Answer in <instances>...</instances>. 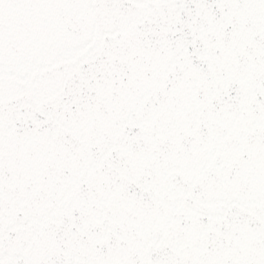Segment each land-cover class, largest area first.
<instances>
[{
	"label": "snow or ice",
	"instance_id": "6c2138e0",
	"mask_svg": "<svg viewBox=\"0 0 264 264\" xmlns=\"http://www.w3.org/2000/svg\"><path fill=\"white\" fill-rule=\"evenodd\" d=\"M0 264H264V0H0Z\"/></svg>",
	"mask_w": 264,
	"mask_h": 264
}]
</instances>
